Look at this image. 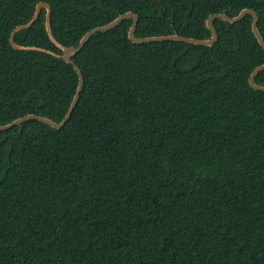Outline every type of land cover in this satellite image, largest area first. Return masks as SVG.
<instances>
[{"label":"trees","instance_id":"1","mask_svg":"<svg viewBox=\"0 0 264 264\" xmlns=\"http://www.w3.org/2000/svg\"><path fill=\"white\" fill-rule=\"evenodd\" d=\"M46 11L28 24L36 5ZM264 0H0V126L61 122L78 75L61 47L131 12L133 36L209 40L211 14ZM162 11V12H161ZM132 19L90 36L70 119L0 131V264H264V65L252 16L217 41L135 44ZM254 83L264 87V70Z\"/></svg>","mask_w":264,"mask_h":264},{"label":"water","instance_id":"2","mask_svg":"<svg viewBox=\"0 0 264 264\" xmlns=\"http://www.w3.org/2000/svg\"><path fill=\"white\" fill-rule=\"evenodd\" d=\"M42 9H44L46 11V22H45L46 31H47L50 39L54 42V40L51 36L50 23H49L50 14H51L50 8L46 3H39L36 5L35 13L33 15V18L31 19V21L26 25L16 27L12 31L11 36H10V44H11L13 49H17V50L18 49L19 50L35 49V48H24V47H20V46L16 45L14 43V35L16 34L17 31H19L21 29L29 28L37 20ZM245 15L252 16V25H251L252 32H253L257 42L259 43L261 48L264 50V41H263L262 37L260 36L258 28H257L258 16H257V13L251 9L242 10L237 16L232 17V18L228 17L225 14H211V15H209L207 20H206V27L211 32V37L209 40H196L193 38H185V37H181L178 35L149 37V38H135L133 36V34H134V31H135V28H136V25L138 22V18L135 14L128 12V13H125V14L118 16L116 19H114L113 21H111L110 23H108L104 26L94 28V29L88 31L87 33H85L84 36L79 41V44L76 47H61L59 44H56L62 50L63 60L66 63L71 64L73 66L74 70L76 71L77 75H78V84H77L76 92L74 94V97L71 101L68 112L65 115L64 119L59 123H54V122H52L46 118H42V117H39L36 115H26L24 117H21V118L14 120L13 122H11L7 125L0 126V131L8 130V129H10L14 126L20 125L21 123H23L27 120H30V119H36L42 123L49 125L51 128H55V129H59V128L63 127L71 117V114H72L73 109L75 108V106L77 104V101H78L79 95L82 91V87H83V83H84V79L82 77V74H81L79 68L71 60V55L79 52L80 49L88 41L90 36L94 35L97 32L109 30V29L115 27L116 25H118L124 19H128V18L132 19V24H131V27L128 31V39L135 44L148 43V42H161V41H178V42L189 43V44H194V45H199V46L211 47L217 41V33H216L214 26H213V20L215 18L221 19V20L229 22V23H236V22L240 21L241 19H243V17ZM262 70H264V65H260V66L256 67L252 71V73L250 74V77L248 79V83H249V86L253 90L264 92L263 86H259V85H256L254 83V79H255L256 75Z\"/></svg>","mask_w":264,"mask_h":264}]
</instances>
